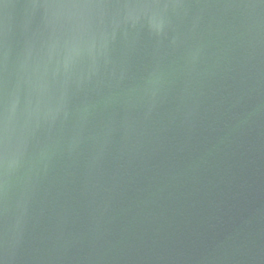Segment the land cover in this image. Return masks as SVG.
<instances>
[{
    "label": "water",
    "instance_id": "95a60500",
    "mask_svg": "<svg viewBox=\"0 0 264 264\" xmlns=\"http://www.w3.org/2000/svg\"><path fill=\"white\" fill-rule=\"evenodd\" d=\"M0 264H264V0H0Z\"/></svg>",
    "mask_w": 264,
    "mask_h": 264
},
{
    "label": "clouds",
    "instance_id": "9594fccd",
    "mask_svg": "<svg viewBox=\"0 0 264 264\" xmlns=\"http://www.w3.org/2000/svg\"><path fill=\"white\" fill-rule=\"evenodd\" d=\"M152 27H153L157 32H159V31H160V28H161V25H159V24H154V25H152Z\"/></svg>",
    "mask_w": 264,
    "mask_h": 264
}]
</instances>
